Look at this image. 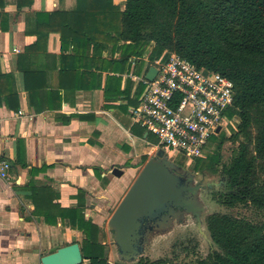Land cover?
Returning <instances> with one entry per match:
<instances>
[{"label":"trees","instance_id":"16d2710c","mask_svg":"<svg viewBox=\"0 0 264 264\" xmlns=\"http://www.w3.org/2000/svg\"><path fill=\"white\" fill-rule=\"evenodd\" d=\"M34 2L17 0V8H30ZM51 32L60 35L61 47L71 45L76 56L72 66L61 68V76L73 77L83 90L100 88L102 72L124 73L131 57L143 63L147 54L152 62L170 52L229 79L234 91L229 116L238 117L235 130L197 160L193 171L226 178L225 189L216 197L220 206L243 205L264 214V0H125L122 10L113 0H76L69 10L36 13L37 40L26 52L44 47ZM109 47L118 49L119 57L112 53L103 58ZM23 72L26 82L34 70ZM120 84V77L107 75L105 96L125 95L129 106L136 105L129 97L132 83L123 92ZM28 87L34 101L35 91ZM149 137L146 134L147 140L156 142ZM226 140L236 147L229 162L223 163L220 150ZM146 160L143 156L142 163ZM31 191L35 212L47 224L68 219L80 232V239L71 243L79 244L82 264H108L101 230L85 219L81 198L79 207L64 209L53 202L56 195L49 188ZM79 193L84 198V192ZM204 222L214 248L207 257L180 264H264V224L219 211L208 212ZM165 262L143 257L136 264Z\"/></svg>","mask_w":264,"mask_h":264},{"label":"crops","instance_id":"0c3cea01","mask_svg":"<svg viewBox=\"0 0 264 264\" xmlns=\"http://www.w3.org/2000/svg\"><path fill=\"white\" fill-rule=\"evenodd\" d=\"M113 1L124 8L125 0ZM75 3L35 0L18 9L17 0H0V157L10 164L0 173V264H41L42 256L80 239L68 219L51 225L35 212L32 187L49 188L64 209L79 207L81 198L85 219L102 234L109 213L147 161L142 157L155 153L145 131L131 124L128 98L105 96L107 75H116L120 91L131 82L129 97L136 99L134 84L125 77L129 64L122 74L102 72L100 88L83 90L73 77L61 76L76 56L71 45L61 47L58 33L26 52L37 40L36 13L69 10ZM112 53L120 55L109 47L102 57ZM25 69L34 70L26 82ZM26 84L35 91L34 101ZM116 166L121 177L111 175Z\"/></svg>","mask_w":264,"mask_h":264},{"label":"built area","instance_id":"2783aa9c","mask_svg":"<svg viewBox=\"0 0 264 264\" xmlns=\"http://www.w3.org/2000/svg\"><path fill=\"white\" fill-rule=\"evenodd\" d=\"M128 64L125 77L133 82L137 94V104L127 111L131 124L155 138V143L146 139L155 152L163 149L170 160L194 170L197 160L216 149L212 138L238 120L236 114L229 116L234 110L232 82L219 73L197 68L175 52L152 62L147 54L143 63L131 57ZM151 67L156 74L148 80ZM9 167V161L0 157V173Z\"/></svg>","mask_w":264,"mask_h":264},{"label":"water","instance_id":"95a60500","mask_svg":"<svg viewBox=\"0 0 264 264\" xmlns=\"http://www.w3.org/2000/svg\"><path fill=\"white\" fill-rule=\"evenodd\" d=\"M155 74L156 69L151 67L146 79L152 80ZM111 175L121 177L122 168L113 167ZM221 179L226 181L225 177ZM198 181L195 173L170 160L163 149L148 158L106 223L116 261L136 264L186 226L197 224L199 233L204 235L207 228L203 216L208 214L209 207ZM82 262L78 243L62 246L40 258L41 264Z\"/></svg>","mask_w":264,"mask_h":264},{"label":"rangeland","instance_id":"374dc122","mask_svg":"<svg viewBox=\"0 0 264 264\" xmlns=\"http://www.w3.org/2000/svg\"><path fill=\"white\" fill-rule=\"evenodd\" d=\"M237 121L238 120H233L229 126L223 128V131L218 136L213 137V141L216 142L215 146L217 145V142H219V140L223 135H225L226 137H229L231 135V132L235 130ZM149 138L155 140V138L151 135ZM147 147L150 148L151 146L148 145ZM147 147L144 145V148L147 149ZM235 147L236 144H232L231 141L229 140H226L223 143L222 148L220 150L223 163L229 162L232 155V151L233 149H235ZM211 152L213 151L212 150L209 151V153ZM155 153H153L152 155H154ZM177 163L181 164L182 162L178 161ZM196 173L199 175V177L203 176V178H206L207 180L218 179L220 177L219 173L216 175H212L210 173L203 175L199 171ZM224 189L225 188L223 184L218 183L217 185L213 186L211 189H207L204 192L203 199L207 204V206L209 207V212L219 211V212L231 214L236 217L245 218L256 224H264V214L262 211H257L252 207H246L243 205H238L231 209H227L225 207L220 206L216 197H218ZM113 211H111L109 215H111ZM109 215L108 217H110ZM205 216L206 215L203 216V220L205 219ZM101 241L105 242L106 245V255L108 258L107 263L115 264L117 261L115 259L113 248L111 245L110 232L108 231L103 232L101 234ZM192 248H194L195 250L194 251L190 250ZM212 248L214 247L211 244L206 232L204 235H202L198 232L196 226L192 225L180 229L174 236L158 244L157 247H155L152 251H150L147 254V257L152 261H166L165 264L188 263L195 261L197 257H203V258L207 257L208 254L212 251ZM186 249H189L190 251ZM148 250L149 249H147V251Z\"/></svg>","mask_w":264,"mask_h":264},{"label":"flooded vegetation","instance_id":"af4514ba","mask_svg":"<svg viewBox=\"0 0 264 264\" xmlns=\"http://www.w3.org/2000/svg\"><path fill=\"white\" fill-rule=\"evenodd\" d=\"M175 163H177V162H175ZM178 165H181V166H183L182 164H180V163H177ZM184 167V166H183ZM185 168V167H184ZM187 170H189V171H192L193 173H195L196 174V176L199 178V181H198V184L201 186V190H202V195L204 194V192L207 190V189H211L213 186H215V185H217L218 183H225V181L224 180H222L221 178V176L218 178V179H211V180H207L206 178H203V176L202 177H199V175L196 173V172H194L193 170H190V169H187ZM191 219H193V218H190V220ZM197 225V224H196ZM195 225V226H196ZM199 232V231H198Z\"/></svg>","mask_w":264,"mask_h":264}]
</instances>
